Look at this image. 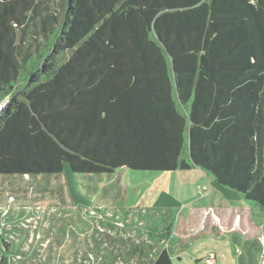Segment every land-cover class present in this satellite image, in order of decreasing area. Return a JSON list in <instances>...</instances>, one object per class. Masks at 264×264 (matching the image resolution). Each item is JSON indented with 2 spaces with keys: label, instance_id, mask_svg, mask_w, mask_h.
I'll return each instance as SVG.
<instances>
[{
  "label": "trees",
  "instance_id": "1",
  "mask_svg": "<svg viewBox=\"0 0 264 264\" xmlns=\"http://www.w3.org/2000/svg\"><path fill=\"white\" fill-rule=\"evenodd\" d=\"M4 99L0 175L199 168L264 211V0H0ZM170 227L161 249L91 250L175 264ZM77 250L59 259L84 264Z\"/></svg>",
  "mask_w": 264,
  "mask_h": 264
},
{
  "label": "rangeland",
  "instance_id": "2",
  "mask_svg": "<svg viewBox=\"0 0 264 264\" xmlns=\"http://www.w3.org/2000/svg\"><path fill=\"white\" fill-rule=\"evenodd\" d=\"M169 224L175 264H211L206 257L239 264L235 253L243 248L236 243L249 245L253 235L262 247L254 252L256 264H264V211L202 169L74 174L65 166L47 177L0 175V227L11 235L14 264H39V257L43 264H78L59 259L72 249L93 254L91 262L81 258L84 264H99L94 258L105 252L91 250L95 243L127 249L134 240L139 248L161 249L168 239L158 232ZM110 233L117 238H104Z\"/></svg>",
  "mask_w": 264,
  "mask_h": 264
},
{
  "label": "crops",
  "instance_id": "3",
  "mask_svg": "<svg viewBox=\"0 0 264 264\" xmlns=\"http://www.w3.org/2000/svg\"><path fill=\"white\" fill-rule=\"evenodd\" d=\"M251 227H252V225H251ZM233 230H234V228H233ZM232 230V231H233ZM111 234V233H110ZM158 237H160L159 235H158ZM114 238H117V237H114ZM165 238V237H164ZM163 238V239H164ZM257 236H255V235H253L252 236V242H251V244H249V248L247 249V250H249L248 251V253H246V244L245 245H241V244H239V243H236V245H238L239 247L238 248H243V253H241V254H239L238 252L237 253H235V256L236 257H249V256H251L250 254H252L253 255V257H255L256 256V254H255V256H254V252L256 251V250H258L257 249V246L259 245L260 246V249L262 248L261 247V245H260V243H258L257 242ZM96 244V243H95ZM114 244H116V242H114ZM116 245H118V244H116ZM94 249V248H93ZM104 250H106V249H104ZM104 250H100V252H105V255L107 254V250L106 251H104ZM101 255L103 256V253H101ZM110 255L111 256H107V257H96L95 259H97L96 261L97 262H99V264H111V263H113L114 261L113 260H111V257H112V253H110ZM45 261H46V259H45ZM50 262V261H49Z\"/></svg>",
  "mask_w": 264,
  "mask_h": 264
},
{
  "label": "built area",
  "instance_id": "4",
  "mask_svg": "<svg viewBox=\"0 0 264 264\" xmlns=\"http://www.w3.org/2000/svg\"><path fill=\"white\" fill-rule=\"evenodd\" d=\"M9 100L8 99H4L1 103H0V110H3L6 105L8 104ZM2 229H4V227H1ZM89 257H91L93 259V254L89 253ZM46 259V258H45ZM44 259V260H45Z\"/></svg>",
  "mask_w": 264,
  "mask_h": 264
}]
</instances>
